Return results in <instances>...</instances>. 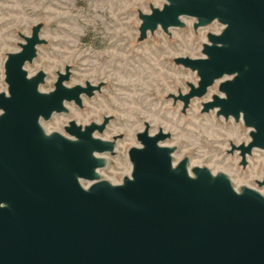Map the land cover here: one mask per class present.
<instances>
[{
    "label": "water",
    "instance_id": "water-1",
    "mask_svg": "<svg viewBox=\"0 0 264 264\" xmlns=\"http://www.w3.org/2000/svg\"><path fill=\"white\" fill-rule=\"evenodd\" d=\"M138 37L161 29L212 22L197 57L174 63L194 72L195 83L169 94L185 112L205 98L200 112L241 121L249 139L230 143L239 165L264 150V0H164L138 12ZM33 25L18 50L3 63L0 91V264H264V194L233 186L225 172L173 161L170 133L150 132L143 122L138 145L127 149L129 175L112 183L101 178L106 154L121 135H100L111 120L81 125L70 119L61 131L42 126L66 103L82 107L102 83L68 85L69 65L56 72L53 88L40 89L45 72L29 75L25 65L44 43ZM258 187L264 186V166Z\"/></svg>",
    "mask_w": 264,
    "mask_h": 264
},
{
    "label": "rangeland",
    "instance_id": "rangeland-1",
    "mask_svg": "<svg viewBox=\"0 0 264 264\" xmlns=\"http://www.w3.org/2000/svg\"><path fill=\"white\" fill-rule=\"evenodd\" d=\"M164 0H0V91H6L3 63L8 52L18 50L33 25L39 24L44 40L36 56L25 68L29 75L45 72L40 89L53 88L56 72L69 65L68 85L102 83L93 96L82 97V107L66 103L67 112L53 114L42 122L46 131H61L68 120L84 125L101 121L104 115L111 120L100 135L118 138L114 154H106L101 178L120 182L129 175L131 164L127 149L138 145L136 132L143 122L149 131L159 127L170 133L166 144L174 146L173 161L188 157L190 166L208 167L212 172H225L233 186L257 188L264 166V150H255L247 157L246 166L239 165L235 151L227 153L230 143L249 139V129L241 121L224 119L215 112H200L203 100L217 92L214 83L205 98L191 100L185 112L181 102L169 94L185 91L186 82L195 83L194 72L174 63L176 56L197 57L206 33L220 31L217 22L192 28L194 19L183 18V27L169 28L165 33L156 29L144 39L138 37V12H148L149 6L160 7Z\"/></svg>",
    "mask_w": 264,
    "mask_h": 264
},
{
    "label": "built area",
    "instance_id": "built-area-1",
    "mask_svg": "<svg viewBox=\"0 0 264 264\" xmlns=\"http://www.w3.org/2000/svg\"><path fill=\"white\" fill-rule=\"evenodd\" d=\"M219 31H216L215 33H218Z\"/></svg>",
    "mask_w": 264,
    "mask_h": 264
},
{
    "label": "bare ground",
    "instance_id": "bare-ground-1",
    "mask_svg": "<svg viewBox=\"0 0 264 264\" xmlns=\"http://www.w3.org/2000/svg\"><path fill=\"white\" fill-rule=\"evenodd\" d=\"M165 131V130H164ZM167 132V131H166ZM113 183V182H112ZM117 183V182H116ZM243 186V185H242Z\"/></svg>",
    "mask_w": 264,
    "mask_h": 264
}]
</instances>
